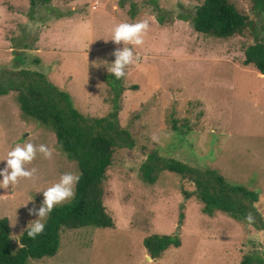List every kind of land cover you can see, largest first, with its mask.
<instances>
[{"label":"rangeland","instance_id":"rangeland-1","mask_svg":"<svg viewBox=\"0 0 264 264\" xmlns=\"http://www.w3.org/2000/svg\"><path fill=\"white\" fill-rule=\"evenodd\" d=\"M230 1L256 21L250 0ZM202 2L51 0L32 8L29 0H0V67L43 74L90 118L108 116L114 105L115 77L107 69L123 45L109 40L112 29L149 21L144 44L133 47V63L118 79L117 121L134 146L117 150L106 171L103 202L114 228L64 230L55 256L28 264H146L143 239L176 232L181 246L152 264H241L252 253L264 258V230L220 213L204 215L201 204L184 195L193 192L192 183L179 175L162 172L153 185L139 175L152 151L216 170L258 194L264 220V76L242 64L244 50L256 42L254 31L228 39L195 32L190 15ZM15 95L0 96V170L16 145L44 144L53 152L26 165L37 170L33 179L0 189V220H8L13 250L37 218L29 210L40 207L42 191L64 173L78 174L53 132L21 114Z\"/></svg>","mask_w":264,"mask_h":264},{"label":"trees","instance_id":"trees-1","mask_svg":"<svg viewBox=\"0 0 264 264\" xmlns=\"http://www.w3.org/2000/svg\"><path fill=\"white\" fill-rule=\"evenodd\" d=\"M50 2L29 0L32 8ZM250 3L256 21L239 12L230 0H203L190 15V21L195 32L218 39L241 35L251 28L256 42L244 50L242 64L253 66L264 76V0H250ZM180 19L184 20V17ZM158 21L161 23L162 17ZM110 88L114 92L112 111L103 118H90L79 113L69 94L43 74L0 67V96L15 93L21 114L53 132L57 147L76 164L80 176L74 197L54 207L44 223L43 233L35 239L29 238L26 229L17 250L12 249L8 220H0V264H28L31 260L55 256L64 230L114 228V221L103 202L106 171L112 166L115 152L132 149L134 141L129 131L121 128L117 121L118 101L123 92L118 79L114 78ZM162 172L179 175L192 183L193 192H184V195L187 199L194 197L201 204L204 215L213 217L220 213L257 231L264 230L255 191L228 182L216 170L194 168L165 158L156 151L147 154L139 168L140 179L153 185ZM249 215L251 221L246 219ZM143 246L152 260H157L168 249L179 248L181 240L178 232L174 235L152 234L143 239ZM241 264H264V258L252 253L244 257Z\"/></svg>","mask_w":264,"mask_h":264},{"label":"clouds","instance_id":"clouds-1","mask_svg":"<svg viewBox=\"0 0 264 264\" xmlns=\"http://www.w3.org/2000/svg\"><path fill=\"white\" fill-rule=\"evenodd\" d=\"M149 30V21L141 20L135 23L122 22L117 24L111 31L110 41L115 45H123L117 48L112 55L114 62L108 68L116 79H120L125 75V68L133 63L134 53L133 47H139L144 44V36ZM108 40V41H109ZM131 45L132 47H129ZM53 150L47 145L39 146L29 142L16 145L7 153L6 166L0 170V189L7 190L9 186L16 185L21 179L31 180L35 177L36 169H27L26 165L31 164L38 154L45 159H50ZM80 176L75 173H64L58 181L53 183L43 192V201L38 209H30L29 215L37 218L30 222L27 235L29 238L35 239L42 234L45 228L44 220L52 212L54 207L71 200L75 195V186L79 182ZM32 200L30 197L29 201ZM26 205V204H25ZM248 221L252 220L251 215L247 216ZM146 264H152V257L148 254L145 256Z\"/></svg>","mask_w":264,"mask_h":264}]
</instances>
